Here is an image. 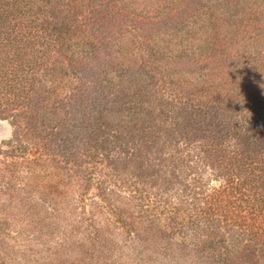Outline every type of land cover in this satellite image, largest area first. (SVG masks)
Wrapping results in <instances>:
<instances>
[{"label":"rangeland","instance_id":"374dc122","mask_svg":"<svg viewBox=\"0 0 264 264\" xmlns=\"http://www.w3.org/2000/svg\"><path fill=\"white\" fill-rule=\"evenodd\" d=\"M89 1L70 0L76 26L68 33L60 27L66 21L50 26L59 45L80 41L68 52L69 64L49 66L40 90L50 101L31 119L17 112L0 117V167L13 165L12 173L0 177V264H264V256L252 260L239 254L229 262L227 232H202L207 227L200 225L184 231L154 227L155 220L184 215L180 201L172 198L186 170L178 148L188 146L193 153L227 148V112L238 116L232 124L238 120L244 128L257 116L256 105L247 98L243 105H250L231 111L227 65L230 60L238 64L229 70L234 79L247 76L251 94L264 86V0L242 1L234 19L227 17L235 4L223 0H118L124 3L119 4L124 6L121 14L117 8L107 13L102 0ZM93 7L97 11L81 29L82 13ZM183 25L184 32L178 31ZM258 55L260 69L248 64ZM205 103H214V119L226 127L218 134L203 121ZM85 114L92 118L84 125ZM101 115L112 127L97 139L89 128ZM147 125L162 138L158 146L150 140L139 149L131 135ZM19 126L28 130L24 134L21 129L24 140L36 143L25 153L6 144ZM216 137L218 148L211 141ZM87 144L95 148L90 156L81 153ZM62 152H76L79 159L57 164L53 157ZM26 155L31 160L24 162ZM97 157L103 159L100 165ZM133 188H145L151 200L129 194ZM228 203L221 200L226 208ZM133 221L148 229L132 227ZM250 228L249 239L256 241L247 250L261 254L264 243L257 240L263 227Z\"/></svg>","mask_w":264,"mask_h":264},{"label":"trees","instance_id":"16d2710c","mask_svg":"<svg viewBox=\"0 0 264 264\" xmlns=\"http://www.w3.org/2000/svg\"><path fill=\"white\" fill-rule=\"evenodd\" d=\"M121 1L125 2L126 0ZM149 1L151 0H147V2ZM223 1H227V4H235V10H229L228 8L227 18L233 19V12L241 6L242 1L243 4L248 1L251 2V0ZM118 2V0H102L100 4H104V9L107 13L117 8L119 10H117L118 14H121V11H124V8H122L124 6H119V4L124 3ZM74 4L70 0H59L58 3L55 0H0V117H7L6 115L8 114L14 116L17 112L16 116L31 119L34 116L33 112L37 111L40 105L43 104L44 106L50 101L47 94L45 95L46 92L40 90V86L46 84L47 73L50 70L49 66L55 63L61 67L69 64L70 62L67 60L69 59L68 52H70L72 47L80 44L79 41L75 45H73L74 43L66 45L64 42L59 45L54 33L50 32V26L54 22L57 23L62 20L67 22L60 26L65 33H68L72 27L74 28L76 24H74L71 15L72 12H75L76 7ZM87 4H98V1L90 0ZM107 7L110 9H107ZM94 10L95 7L82 13V18L79 21L81 29H86L84 20L90 16V13L97 11ZM46 17H52V19ZM73 19L75 20L74 17ZM240 24L242 25V22ZM184 29L185 26L183 25L178 31L184 32ZM150 30L152 29L150 28ZM154 34L155 32H153V37L150 39L155 38ZM184 40L185 37L182 38L181 44L184 43ZM156 45L159 46L157 41L155 42ZM174 49V47L170 46L169 50L174 53ZM176 49L178 50L179 48ZM87 52L89 51L87 50ZM229 62L230 64L227 65L229 74H227V104H231L233 106L231 111L235 112L236 109L238 111L243 110L247 105H250L249 102H252L257 107L255 110L258 112L257 116L250 118L244 128V124L238 126V120L232 124L231 122L235 116L236 119H238V116H233L234 114H232L230 117L227 112V148L219 147L221 142L219 137L211 140L212 143L216 141V146L217 148L219 147L217 152L207 149L206 151L193 153L188 146L184 147V149L178 148V151L182 152L180 161L184 163L186 170L183 173L185 178L183 181H179L181 186L177 188L172 198L180 201L179 208L184 210V215L180 220L178 218L155 220L154 227L159 225V227L166 228V231L169 228H174L176 231H184L189 228L194 229L200 225L207 227L202 232H227V259L232 262L234 260L233 256L235 257L238 254L240 257L242 255L249 256L252 260H257L264 256V252L260 254L256 249L247 250L251 246L250 243L256 241L254 238L252 240L249 239V234L252 233L251 225L263 227L261 229L263 235L257 241L264 243V86H260L256 93L251 94L250 90L252 88L249 90L245 84L247 76H241V78L237 75L234 79L235 75L229 69L233 65L237 66L238 64L234 60ZM253 63L260 69L259 55L248 62V64ZM246 68H248V65ZM43 92L45 96L42 95ZM245 98L249 99V102L247 104L244 102L245 105H243ZM259 99L261 100V105H257ZM216 100L220 101L223 99L219 96ZM204 105L205 110L202 109V112L206 115V118L203 121L207 127H212V133L218 134L220 129H225L226 127L215 121L214 117H217L218 114L217 112L213 113L214 103H205ZM227 107L229 106L227 105ZM102 116H100V122H97V125L91 124L89 128L91 134L96 135L97 139L101 135L106 134L105 131L112 127L109 122H103ZM185 117L193 119L191 114H186ZM91 118L92 115H89L88 118L85 114L81 124L85 125V122L89 124ZM185 127L188 128V124H185ZM192 127H195L194 124ZM21 129L26 130L24 134L28 133L26 127L22 128V126H19L14 138L6 142V144L11 150L25 153L36 143L32 142L28 137L25 141L24 136L20 134L22 132ZM134 131L131 138L133 144L139 149L142 147L141 145L148 146L149 142H151L150 140L153 142L151 144L158 146L162 138L161 133L150 128L149 125L142 130ZM230 131L234 133L231 134ZM92 149H95L94 146L87 144V148L84 146L81 153L84 156H90L93 154ZM70 155L71 153H65L64 155L62 152L61 156L56 154L53 158L58 161L57 164L66 162L67 165L73 163V160L79 159L76 152H73L72 156ZM28 156L24 157V162L31 160ZM102 160L97 157V164L100 165ZM11 163L12 161L2 163L0 177H5L7 173H12L13 165ZM114 176L117 180H123L117 172ZM213 180L220 182L221 187L216 188L213 186ZM142 190L143 192L133 188V190L129 191V194H139L141 199L151 200L149 192L145 188H142ZM225 199L229 202L227 208L221 205V200ZM206 200L215 203L210 207H206L203 205ZM190 201L194 205H186ZM226 211L228 218L225 214ZM233 217L242 220H248L249 218L251 221L238 223ZM133 226H144V222L133 221ZM142 228L148 229L146 225ZM195 231L199 232L200 230Z\"/></svg>","mask_w":264,"mask_h":264}]
</instances>
